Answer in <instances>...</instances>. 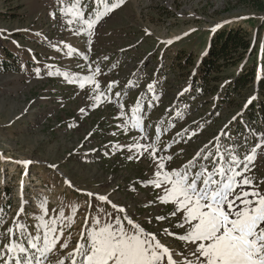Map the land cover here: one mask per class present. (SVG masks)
I'll use <instances>...</instances> for the list:
<instances>
[{
    "label": "rangeland",
    "instance_id": "rangeland-1",
    "mask_svg": "<svg viewBox=\"0 0 264 264\" xmlns=\"http://www.w3.org/2000/svg\"><path fill=\"white\" fill-rule=\"evenodd\" d=\"M257 1L264 4V0H124L89 36L75 33L79 25H67L70 17L61 9L71 0H0V215L4 221L0 247L8 243L6 229L13 226L22 203L25 211L19 219L35 234L37 217L43 215L41 203L46 201L45 220L61 210L71 216L72 206L79 207L74 223L67 227L64 222L63 235L45 264H56L76 247L86 216L105 213L127 215L162 242L182 250V242L162 232L183 231L175 227L178 217L170 216L174 205L161 203L157 198L162 190L146 183L155 179L159 161L143 148L137 152L128 146L155 143L158 156L172 157L164 161L171 170L182 168L203 145L216 143L217 133L243 111L239 103L244 102L237 95L233 98L239 103L232 98V105L226 97L213 113L211 99L217 93L190 92V76L207 54L212 37L226 27H244L257 43L256 57L260 55L263 41L258 25L264 9L256 7ZM82 3L88 4L86 13L94 7L91 0ZM67 46L75 49L73 55H67ZM242 64L227 65L213 86L223 92L224 82ZM96 68L99 91L111 100L101 97L98 106H94L98 94L94 85L79 87L80 78ZM112 81L117 83L109 90ZM251 97L248 91L243 99L248 102ZM138 98L148 139L138 129L120 127L125 120L119 105L123 103L130 116ZM165 126L168 135L181 142L165 148L168 138L161 135ZM192 132L195 135L190 136ZM244 134L237 133L233 140L221 137L220 144L228 143L243 158L264 139V131L256 139ZM23 161L30 163H19ZM249 175L264 192V148L257 150ZM98 196H107L111 204ZM113 204L125 212L117 213ZM159 216L167 219L157 220ZM65 242L68 246L60 248Z\"/></svg>",
    "mask_w": 264,
    "mask_h": 264
},
{
    "label": "snow or ice",
    "instance_id": "snow-or-ice-1",
    "mask_svg": "<svg viewBox=\"0 0 264 264\" xmlns=\"http://www.w3.org/2000/svg\"><path fill=\"white\" fill-rule=\"evenodd\" d=\"M60 2L64 3V0ZM91 2L94 7L87 13L85 9L88 4L82 3V0H71V3L61 9L70 17L67 25H79L75 28L76 34L90 36L95 26L120 7L124 0ZM67 47V55H73L75 49ZM99 72V68H96L91 75L79 80V87L82 89L86 85H94L93 91L98 93L93 97L96 101L94 106L103 102L101 97L111 102L104 92L99 91L100 83L95 79ZM63 75L69 76L67 72ZM69 82L75 83L76 80L70 79ZM116 83L109 82L108 89L111 90ZM129 86H134L132 81H129ZM147 87L150 92L153 90L152 84ZM115 95L119 97L121 94ZM119 107V115L125 120L120 127L125 131L129 130V126L131 129H138L143 138L148 139L144 130L140 98L131 107L130 116L123 111V103ZM159 135L160 128L157 127V142ZM189 135H195V132ZM221 135L226 136L227 133L222 131ZM219 139L214 138L216 143L209 142L214 151L208 150L209 145H205L182 168L171 170L166 169L164 161H170L172 157L158 156L155 143L137 142L128 146L137 152L143 148L153 159L159 161L154 172L155 179L146 183L162 190L163 194L157 198L161 203L174 205L170 216L178 217L175 227L183 231L177 233L165 228L162 232L164 236L182 242V250L178 251L162 242L156 233L147 232L127 215L113 216L112 213H105L103 216L84 218L85 225L76 247L57 260L56 264H65V261L68 264H264V192L260 191L249 175L257 150L264 148V139L254 145L243 158L231 145L220 144ZM168 147L171 145L165 146ZM19 163L28 164L30 161ZM98 199L111 204L107 196H98ZM78 207L72 206L71 216H65L61 210L55 217L45 220L49 210L46 201H43V215L37 217L40 223L33 234L19 219L25 211L22 203L13 219V226L6 229L8 243L0 247V264H45L63 235L64 222H68L67 227L74 223ZM112 207L117 213L125 212L119 205L113 204ZM2 212L0 209V213ZM156 219L163 221L167 218L159 216ZM3 222V216L0 215V224ZM59 246L66 248L68 245L65 242Z\"/></svg>",
    "mask_w": 264,
    "mask_h": 264
},
{
    "label": "trees",
    "instance_id": "trees-1",
    "mask_svg": "<svg viewBox=\"0 0 264 264\" xmlns=\"http://www.w3.org/2000/svg\"><path fill=\"white\" fill-rule=\"evenodd\" d=\"M256 7L264 9V4L258 1ZM262 33L263 46L260 56L256 57V45L249 38V32L242 26L226 27L220 29L211 39L210 47L205 56L201 57L194 75L190 76L189 91L199 95L217 93L211 102L218 110L222 102L229 97L230 104L239 101L244 102L243 96L251 91L253 98L243 111L229 123L227 133L231 130H246V137L256 139L259 131H264V20L258 25V33ZM247 54L249 56L247 57ZM251 58V60H250ZM3 63V62H1ZM241 65L240 71L227 83L224 82V90L213 85L219 82V76L227 65ZM261 65L259 71L258 66ZM232 98L234 99L232 101ZM242 108L243 103H239ZM219 106V107H217Z\"/></svg>",
    "mask_w": 264,
    "mask_h": 264
}]
</instances>
